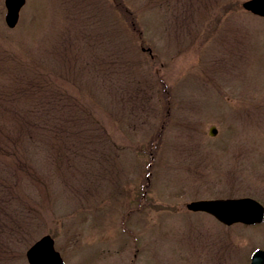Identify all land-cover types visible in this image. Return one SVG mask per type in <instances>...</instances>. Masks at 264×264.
Listing matches in <instances>:
<instances>
[{
    "label": "rangeland",
    "instance_id": "1",
    "mask_svg": "<svg viewBox=\"0 0 264 264\" xmlns=\"http://www.w3.org/2000/svg\"><path fill=\"white\" fill-rule=\"evenodd\" d=\"M243 0H0V264H249L264 206V16ZM213 126L215 132L210 133Z\"/></svg>",
    "mask_w": 264,
    "mask_h": 264
},
{
    "label": "water",
    "instance_id": "2",
    "mask_svg": "<svg viewBox=\"0 0 264 264\" xmlns=\"http://www.w3.org/2000/svg\"><path fill=\"white\" fill-rule=\"evenodd\" d=\"M25 0H4V21L13 27L19 17V10ZM241 6L259 16H264V0H243ZM215 128L211 126L210 133ZM192 211H204L214 216L223 224L235 222L252 224L261 222L264 217V206L250 196L225 198H198L185 203ZM28 264H64L59 251L54 247L53 237L46 233L35 239L25 250ZM249 264H264V249L256 248L250 256Z\"/></svg>",
    "mask_w": 264,
    "mask_h": 264
}]
</instances>
